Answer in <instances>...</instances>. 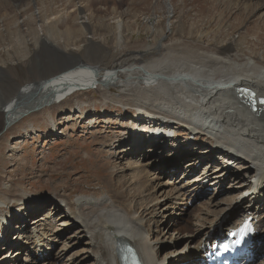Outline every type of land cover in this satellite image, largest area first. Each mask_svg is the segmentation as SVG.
<instances>
[{"label": "bare ground", "instance_id": "bare-ground-1", "mask_svg": "<svg viewBox=\"0 0 264 264\" xmlns=\"http://www.w3.org/2000/svg\"><path fill=\"white\" fill-rule=\"evenodd\" d=\"M155 2V7L163 10V14L154 10L149 16L150 21L157 22L151 41L126 43L124 19L122 15L116 18L113 40L116 46L114 50L117 51L120 60L113 62L111 66L104 63V51L95 45L93 34H87L86 39L92 44L86 50L85 56H82L77 54V51L74 53L75 51L71 50L72 53H66L59 50L58 44L46 39L49 37L41 32L44 26L38 28L39 34H43L41 56L48 62L60 59L55 67L33 74L32 79L18 86L17 81L11 77L10 70L0 66V74L4 73L8 84L7 88L0 90V94L3 95V98H0V132L4 130L5 133L7 127L15 128L18 125L31 128L33 124L28 125L29 119L48 123L52 130L57 131L59 124L57 113L71 109L74 113H78L76 118L80 119L79 113L84 104L93 103V97L87 95L91 87L99 94L102 104L109 105L112 101H119L111 96V88L117 86L119 97L138 103L139 111L145 117L144 121L139 120L136 125H129L127 128L137 127L131 129V134L125 135L123 139L132 141L143 129L150 130V133L162 129L165 133H170L167 148L173 147L164 157L158 158L157 156L164 151L163 144L153 145L158 140L153 141L149 149L151 154L146 155L143 165L133 159L132 162L126 161L127 174L123 177L126 178L128 175V178L126 181L119 177L117 190L108 189L103 191V194L95 196L82 193L84 195H79L75 199L53 192L51 210L37 216L36 224L33 221L29 223L32 236L18 224L15 227L21 229L16 233L19 234V240L26 248L34 244V249L29 252L27 258H24L25 261L32 257L37 261L42 246L50 245L52 240L60 241L59 229L67 226L70 228L78 225L74 233L67 236L69 239L64 240L63 247H59L56 255H51L53 262L48 264H55L58 260H63L65 264H183L185 261H191L189 264H192V261L201 255L199 252L202 243L210 239L215 242L221 236L224 225L232 222V215L228 214L230 208L240 212L236 219L254 216L257 217L258 227H262L263 219L259 216L261 205L255 204L259 202L261 204V196L264 197V104L258 103L257 111H251L240 103L235 89L245 86L255 91L256 99L264 97V59L257 53L250 52L252 49L241 50L234 39L227 44L223 40L214 41L217 34L210 39L208 34L203 32L196 34L192 28L188 29L189 23H186L183 16L174 19L172 0ZM12 4L20 5L16 0H9V5ZM263 4L262 1L244 0L243 7L242 4H237L235 7L241 12L249 9L250 6L256 5L255 7L258 8ZM25 7H22L18 13L24 15L25 12V15H28L23 11ZM262 15L264 19V14ZM77 18L83 32L88 28L87 20H84V16L77 15ZM161 18L168 21L166 28L159 25ZM175 22H178V29L174 28ZM51 27L56 31L55 24ZM179 29L182 32L187 30L185 36L178 35ZM71 31L72 29H68L69 36ZM48 47L55 52H48ZM153 50H157L158 55L143 62L144 55ZM129 51V57L135 60L132 65L126 61L128 58H123L125 52ZM35 53L37 56L38 52ZM86 95L87 98L84 97ZM246 95L248 97L250 94L246 93ZM69 117L71 118V115ZM155 120L161 124L152 122ZM182 123L188 126L185 133L189 132V134L178 143L175 138L177 131L174 128L180 129ZM150 124H155V127ZM198 136L208 137L204 147L197 148V144H187L190 139H198ZM108 145L115 148L113 141ZM192 145H195L194 148H191ZM179 148L184 150L178 151ZM185 148L192 150L187 151ZM11 149H15V145H11ZM133 149L130 144L126 146L119 144L115 148L114 157L120 154L127 156L126 152ZM183 151L185 153H182ZM188 153L191 155H187ZM9 155L15 159V153ZM127 157L129 159L132 155ZM219 158L222 160L220 166L208 169L209 165H206L199 175L191 176V179L186 177L187 181H178L174 178L162 180L164 171L172 168L179 170L185 161H188L186 165L184 164L188 171V168L192 169L196 162L209 163ZM155 169L159 174L156 175V172L152 177L151 172ZM112 171L116 173L124 170H119L115 165ZM225 184L227 187L224 191L230 194L228 198L214 201V197H210L200 204L195 214L190 212L192 209L184 211V205L188 204V198L190 199L192 194L199 195L209 185L214 186L216 191L219 185L223 187ZM150 190L152 191L148 198L146 194ZM10 191L11 189L5 190L4 194H9ZM23 198L34 197L22 191L14 199L17 201ZM244 198L249 200L248 203L244 204L242 201ZM256 198L257 201H254ZM136 201L140 203L138 208L135 205ZM34 202L38 203V200ZM41 202L43 201L39 203ZM226 202L224 208L218 209ZM33 205L41 207L38 204ZM157 205L162 206L160 211H157L158 208L153 210L152 207ZM171 208L178 210L176 213H171L174 214L171 220L180 223L185 219L186 223L173 228L178 235L173 237L169 234L170 247L158 249L159 244L163 245L167 240H152L150 236L152 232L149 234L152 218L154 217L155 223H160L163 232L166 233L164 234L167 235L174 225L168 222ZM8 213L10 212L3 213V209H0V244L2 245L9 237V230H12L13 219L6 216ZM148 214L154 216L146 219ZM62 216L66 218L61 222L59 218L62 219ZM157 216L160 219L156 220ZM54 220L61 224L58 230L49 226ZM70 238H74L71 244H69ZM174 240H177V243L174 244ZM182 240H186L185 246L177 249ZM76 243H80L82 248L71 255L67 254V249ZM263 248L264 238L262 243L258 241L254 243L253 251L256 256L262 255L258 264H264ZM18 253L15 252L13 254L15 257L6 262L20 264L19 258L16 257ZM173 254L175 257L171 258Z\"/></svg>", "mask_w": 264, "mask_h": 264}, {"label": "rangeland", "instance_id": "rangeland-1", "mask_svg": "<svg viewBox=\"0 0 264 264\" xmlns=\"http://www.w3.org/2000/svg\"><path fill=\"white\" fill-rule=\"evenodd\" d=\"M16 1H18L20 5L12 4V6H10L9 0H0V66H4L6 69L10 70L11 77L17 81L18 86L32 79L31 77L33 74L50 70L52 67L56 66V63L60 62V59L59 61L53 59V62H48L47 59L41 56V38L43 34L49 37L46 39L56 42L59 46V50L61 49V51L66 53L75 51L74 53L78 52L77 54H82V56H85L86 50L92 44L90 40L86 39L87 34H93L94 41L96 42L95 45L104 51V63L107 66H111L113 62H118L120 60L117 51L114 50L116 46L113 40L115 38L113 26L116 25L114 23L116 18L122 15L126 31L125 42L131 44L142 43L144 40L151 41L155 34L157 22L150 21L149 16L152 15L154 10L159 14H163V10L155 7L156 0H32L30 3L27 2L28 0ZM249 1H262V3H264V0ZM172 2L174 5V19L176 20L184 17L186 23H189L188 29L192 28L196 34L203 32L208 34L210 39L213 35L217 34V37H214V41L223 40L227 44L234 39L241 50L245 51L247 49V51H249L252 49L250 52L257 53L259 57L264 59V19L262 15L264 14V4L258 8L255 7L256 5L250 6L251 8L249 7V9L239 12L240 10L235 6H237V4H242L243 7L244 0H172ZM24 6H26V9L23 11H26L28 15H25V12L24 15L18 13ZM250 9L252 10L250 11ZM29 15H31V17ZM45 15L46 17H44ZM77 15L78 17L84 16V20H87L86 24L88 28H85L83 32L80 29ZM29 17L31 19H29ZM80 19L83 20L82 18ZM167 22L165 18H161L159 25L166 28ZM54 24L56 31L51 27ZM177 25L178 22H175L174 28L178 29ZM41 27H43V31L41 30L43 34H39L38 28L40 29ZM68 29H72L71 36H69ZM185 32H187V30ZM185 32L179 29L177 33L178 35L185 36ZM84 40L87 41L84 42ZM36 51L38 52L37 56L35 55ZM48 52L52 53L55 51L48 47ZM157 55V50L150 51L144 55L143 62L149 61ZM129 56L130 51L125 52L123 58H128L126 61L132 65V62L135 60ZM144 81L146 80L144 79ZM6 82L7 79L4 73H1V91L4 87H8ZM111 90L112 98L119 101H112V103L107 105L102 104L103 102L99 98V94L91 87L87 95L93 97V103L91 105L87 103L84 104L81 109L82 114L79 113L80 119L76 118L78 113H74L71 109H65L57 113L56 117L59 123L57 131H55V129L52 130L48 123H39L38 120L34 121L29 119L28 125L33 124L31 128H23L18 125L15 128L7 127L8 129H5L7 130L5 133L4 130L0 132V209H3V213L10 212L6 216L13 219L14 225L19 221L15 219V216L26 208H28L27 214L29 218L27 228L30 227L29 221H33L36 224V216L45 213L52 205L53 198L51 196L53 192H59L60 194L75 199L79 195L85 194L95 196L96 194H103V191L108 189L117 190L119 177L126 181L128 178V175L126 178L123 177L127 174V172H125L126 161L132 162L135 160L139 161V163L137 162L138 164L143 165L146 160V155L151 154L149 151L137 152L135 150H128L126 154L127 156L132 155V157H130L131 159H128V157L123 154L119 156L115 155L114 157L115 148L118 147L119 144H127V142L124 141H131L130 139L124 140L123 137L125 135H130L132 132L131 129L137 127L127 128V126L136 125L139 120L144 121L143 119H145V117L139 111L140 108L138 103L119 97V88L117 86H113ZM87 95L84 97L87 98ZM0 98H3L2 94H0ZM69 115H71V118ZM15 119H17V117ZM152 122L160 123L156 120ZM171 126H174V124H171ZM180 126L182 129L173 127L174 130L177 131L176 137H178V140L185 138L187 134H189V132L185 133L188 126L183 123ZM150 138H152V136H150ZM194 140L190 139L191 143L197 144V148H202L204 144H207L208 137L198 136V139H196V141ZM112 141L115 144V148L108 145L111 144ZM11 145H15V149L12 150ZM193 146L195 145H192L191 148H194ZM191 148L190 150L188 148L185 149L191 151ZM163 150V153L157 156L158 158L164 157L170 152V148ZM177 150L184 149L179 148ZM11 153H15V159L17 158L18 160L10 156L9 154ZM182 153L185 152L183 151ZM187 155L191 154L188 153ZM187 162L188 161H185L179 170L172 168L168 171H164L165 175L164 173L162 174V180L167 181L169 180L168 178H174L178 181H187L186 179H191L199 175L206 165H209L208 169L220 166L219 163H221L222 160L219 158L209 161V163H207L208 161L206 163L199 161L196 162L192 169L189 170L188 168V171H186L187 167L185 165ZM192 162H194V160ZM192 162H189V164ZM115 165L119 170L122 169L124 171L113 173L112 169ZM235 167H237V165ZM227 170L229 171V169ZM151 173H153L152 177H154L155 174H159V171L155 169ZM182 175L183 178H181ZM211 187L213 188L209 189L204 196L195 198L193 204L189 206L184 205V211L192 209L190 212L195 214L200 204L210 197H214V201H219L222 198H228L230 196L228 192L224 191L227 187L226 184L223 187L219 185L216 191L214 190V186ZM9 189H11L10 193L4 194V191ZM22 191L31 194L34 198H23V200L20 199L15 201L14 198L21 194ZM151 191L152 190L146 194L148 198ZM6 195L8 196L6 197ZM257 199L258 198L254 201H257ZM34 200H38V203L34 202ZM40 201L43 202L39 203ZM242 201L246 204L249 200L244 198ZM263 201L264 197L262 195L261 204L260 202L255 204L256 206L261 205L259 206V215L263 216L262 229H264ZM33 204L41 205V207ZM226 204L227 202L221 204L218 209L224 208ZM135 205L139 207L140 203L136 201ZM34 208L37 209L31 214ZM152 208L153 210L158 208L157 211H160L162 206L157 205V207L153 206ZM177 211L178 210H173L172 208L170 209L168 222H172L174 225H172L167 235L163 232L160 223L157 224V222H154V215L148 214L146 216V219L153 217L149 231V234L152 232L150 234L152 240H167L165 244H159L158 249L170 247L168 241L171 235H173V237L178 235L176 234L177 231H174L173 228L186 223L185 219L181 220L180 223L171 220L174 215L171 213H176ZM239 214L240 212L236 210V213L231 217L234 218ZM24 216L26 215L24 214ZM64 218L66 217L62 216V219L59 218V221L64 220ZM155 219L158 220L160 217L157 216ZM49 226L58 230L57 228L61 227V224H58V221L54 220ZM11 227L12 229L14 228L12 224ZM68 227L69 226L61 227L59 229L61 239L60 241H52L53 245H49L47 249L49 254H55L58 249L63 247L62 244H64V240L74 233L78 225L71 226L70 228ZM224 228L226 229L225 225ZM62 229L63 231H61ZM30 230L29 233L32 236ZM17 231H19L17 228L10 231L12 244L8 243L6 246L0 244V264H8L6 260L15 257L13 254L18 252L17 250L20 251L16 255V257L19 258L20 264H43L45 261L44 258L36 261L32 257V259L27 260L30 262L24 260V258H27L28 251L20 249V244L18 243L20 242L18 238L19 234L16 233ZM160 235L162 237L159 238ZM9 239L10 237L7 238V240ZM73 239L74 238H70V242L68 240L69 244H71ZM173 243H177V240H174ZM185 244L186 240H182L177 249L183 248ZM11 247L13 248L11 249ZM80 248H82L80 243L73 244L67 249V254L71 255L75 251L80 250ZM186 248L187 247H185V249ZM43 249H45V247ZM172 257H175V254H173L171 258ZM56 264H64V261H58Z\"/></svg>", "mask_w": 264, "mask_h": 264}, {"label": "water", "instance_id": "water-1", "mask_svg": "<svg viewBox=\"0 0 264 264\" xmlns=\"http://www.w3.org/2000/svg\"><path fill=\"white\" fill-rule=\"evenodd\" d=\"M75 66H77V64H76ZM6 127H7V126H6ZM235 213H236L235 208H230V209L228 210V214H229V215H233V214H235Z\"/></svg>", "mask_w": 264, "mask_h": 264}, {"label": "snow or ice", "instance_id": "snow-or-ice-1", "mask_svg": "<svg viewBox=\"0 0 264 264\" xmlns=\"http://www.w3.org/2000/svg\"><path fill=\"white\" fill-rule=\"evenodd\" d=\"M261 103H264V100H262Z\"/></svg>", "mask_w": 264, "mask_h": 264}]
</instances>
